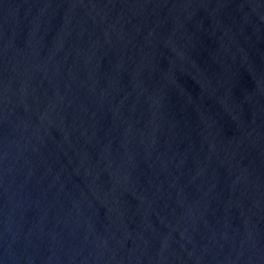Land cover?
<instances>
[{
	"label": "water",
	"instance_id": "1",
	"mask_svg": "<svg viewBox=\"0 0 264 264\" xmlns=\"http://www.w3.org/2000/svg\"><path fill=\"white\" fill-rule=\"evenodd\" d=\"M0 264H264V0H0Z\"/></svg>",
	"mask_w": 264,
	"mask_h": 264
}]
</instances>
